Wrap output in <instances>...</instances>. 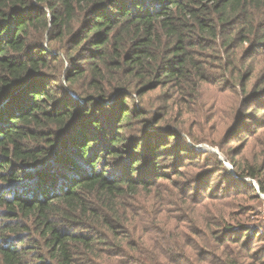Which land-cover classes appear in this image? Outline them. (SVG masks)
<instances>
[{"label": "trees", "instance_id": "trees-1", "mask_svg": "<svg viewBox=\"0 0 264 264\" xmlns=\"http://www.w3.org/2000/svg\"><path fill=\"white\" fill-rule=\"evenodd\" d=\"M263 56L264 0H0V264H248L264 226L234 209L261 199L264 161L233 162L238 189L192 202L191 180L161 183L203 140L146 100L194 101L219 61L264 127Z\"/></svg>", "mask_w": 264, "mask_h": 264}, {"label": "rangeland", "instance_id": "rangeland-1", "mask_svg": "<svg viewBox=\"0 0 264 264\" xmlns=\"http://www.w3.org/2000/svg\"><path fill=\"white\" fill-rule=\"evenodd\" d=\"M254 61L259 74L263 75L264 56L263 58H256ZM218 64L219 61H214L211 69V71L214 72L212 73V78H210L211 83H205L202 86L201 95L196 97L194 101L186 99L187 102H178L171 98L172 96L169 95L166 89L151 93L149 95L150 97H147L146 100V105L150 107L154 106L159 116H162L161 114H163L165 110L162 106H172L175 117L179 118L178 123L186 128L183 134L189 137L188 133L190 134V132H192L196 139L203 140L195 146L201 150H206L204 152L206 154L198 156L191 155L194 157V161L190 165H187V167H181L183 170L181 174H171L173 170L164 168L169 171L168 174H170L172 180H164L161 183L164 187L172 184H187L191 180L190 186H193V191L190 196H192V202L194 203H198V201L204 197L203 195L210 192V190H205L208 183H210L209 185L215 196L223 193L229 196L232 191L238 189L230 183L233 181V178L234 181H236V177H234L236 172L233 167V162L240 161L249 164L256 160L260 162L264 161V127L255 125L258 124L260 120L257 121L254 118H250L251 116H241L240 108L242 107L243 111H247L248 105L244 107L245 103H243V97L241 96V92H239V88L228 87L218 81V73L223 72V69L217 67ZM158 110L160 112H158ZM248 112L254 115L255 111L253 110V106L248 109ZM261 114L262 112L257 114V118H259ZM241 117L243 120L249 122L251 133L250 135H241V133L240 136L236 137V134L233 135V132L237 130L236 125H242L240 122ZM216 159L221 161L223 169H219L220 165L218 162L216 163ZM166 166H168V164H166ZM187 171H190V174L186 176L185 172ZM227 172H231L232 175L229 176ZM252 183L258 188L256 180H252ZM187 188L188 187L184 186L185 192ZM240 188L244 189L242 187ZM161 190H163V192L165 191V193L168 191L165 190V188H161ZM167 196L170 197V193L169 195L167 194ZM260 198V201L251 200V197L249 198L248 195H237L236 201L240 199L243 200H241L239 204H236L237 208L236 210L234 209V213L237 217L235 216V218L241 219L245 223L249 221V223L264 226V194L261 193ZM150 201L136 200L134 202L135 207L141 212L144 207L151 205ZM224 201L232 203L233 197L224 199ZM162 205L161 203L162 213L160 212L159 215L164 219H168V222L174 226L175 214L172 212L173 210L170 212L165 211V209L174 208H171V206H164L163 208ZM153 208H156V206ZM200 210L201 209H199V211ZM143 220L145 219L143 218L142 221ZM150 223L151 221L147 219L143 221V223H139L138 226L140 227L136 229L141 231L143 226H148V228L151 229L152 224ZM253 241L254 240L251 239L249 245L253 243ZM250 250L251 254L254 253V258H247L246 262L248 264H264V242H257L255 240ZM203 257L206 258L207 255H203ZM251 260H254V263H252L253 261Z\"/></svg>", "mask_w": 264, "mask_h": 264}]
</instances>
